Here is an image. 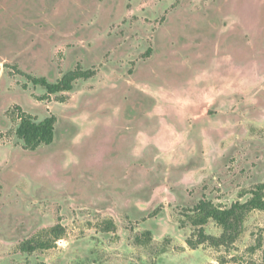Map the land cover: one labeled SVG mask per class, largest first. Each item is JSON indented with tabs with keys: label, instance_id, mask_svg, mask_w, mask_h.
<instances>
[{
	"label": "rangeland",
	"instance_id": "rangeland-1",
	"mask_svg": "<svg viewBox=\"0 0 264 264\" xmlns=\"http://www.w3.org/2000/svg\"><path fill=\"white\" fill-rule=\"evenodd\" d=\"M77 65L95 76L48 98L18 73ZM15 107L54 115L53 142L25 150ZM260 184L264 0H0V264H264L262 211L185 243L187 209Z\"/></svg>",
	"mask_w": 264,
	"mask_h": 264
},
{
	"label": "trees",
	"instance_id": "trees-1",
	"mask_svg": "<svg viewBox=\"0 0 264 264\" xmlns=\"http://www.w3.org/2000/svg\"><path fill=\"white\" fill-rule=\"evenodd\" d=\"M151 50L149 49L148 53ZM24 76L34 87H41L46 91V98L69 93L73 90L75 83L79 80H87L95 76L94 70H83L77 65L73 70L64 74L56 82L51 83L44 77L18 72ZM45 98H42V100ZM17 114L18 124L15 128V136L22 142L23 148L28 151H35L42 145H49L54 140L56 117L49 115L38 121L32 115L22 112L18 107L13 108ZM249 198L245 202H235L228 207H220L212 201L202 198L193 207L186 210L185 217L189 219L192 233L186 239V245L195 250L200 246H209L219 249L233 244L243 232V224L249 213L253 211L264 212V184H260L250 190ZM213 222L221 229L218 237L210 236L205 233V226ZM53 237L59 238L63 235V228L58 225L50 230ZM146 241L150 240L149 232L143 235ZM138 244L143 240L136 238ZM45 247H49L45 245ZM44 248L43 245L28 246L26 250L34 251ZM264 263V251H263Z\"/></svg>",
	"mask_w": 264,
	"mask_h": 264
}]
</instances>
